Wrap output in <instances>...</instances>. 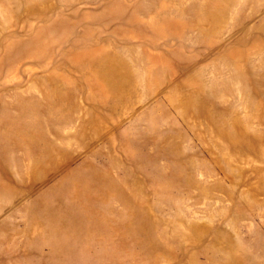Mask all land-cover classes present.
<instances>
[{
    "label": "rangeland",
    "instance_id": "1",
    "mask_svg": "<svg viewBox=\"0 0 264 264\" xmlns=\"http://www.w3.org/2000/svg\"><path fill=\"white\" fill-rule=\"evenodd\" d=\"M0 264H264V0H0Z\"/></svg>",
    "mask_w": 264,
    "mask_h": 264
}]
</instances>
